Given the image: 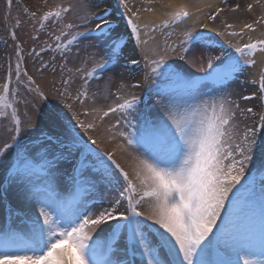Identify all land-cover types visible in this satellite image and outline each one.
Segmentation results:
<instances>
[{
    "label": "snow or ice",
    "instance_id": "snow-or-ice-1",
    "mask_svg": "<svg viewBox=\"0 0 264 264\" xmlns=\"http://www.w3.org/2000/svg\"><path fill=\"white\" fill-rule=\"evenodd\" d=\"M117 3L119 21L107 8L81 23L67 19L71 4L24 8L32 31L17 18L0 39L12 44L0 86V264H264V73L254 94L233 87L264 39H221H243L253 23H194L179 51L148 48L127 0ZM168 16L162 28L192 18ZM74 48L87 56L69 67ZM117 82L124 94L100 103Z\"/></svg>",
    "mask_w": 264,
    "mask_h": 264
},
{
    "label": "bare ground",
    "instance_id": "bare-ground-1",
    "mask_svg": "<svg viewBox=\"0 0 264 264\" xmlns=\"http://www.w3.org/2000/svg\"><path fill=\"white\" fill-rule=\"evenodd\" d=\"M28 2V7L30 8V10H37L40 9L41 11H45L49 8H52L53 6H63V7H67L69 4H71L73 6V11L72 13L67 17V19L70 22H76V23H81V17L83 16H87L89 13H100L101 11H103V9L109 7V3L110 0H26ZM223 0H161L159 2L158 5H151V7L149 9H147L143 15L139 16L138 20L135 19V22L138 23L139 27H140V33H141V40L142 41H147L148 43L145 45L148 48H156L157 50H161V43H162V39L160 40V37L162 36V34H164V32H161L162 29V20L163 19H169L168 13L172 12V11H176L179 10L181 8H185L187 11H189L192 15V18L189 19L187 21V25L185 24H180V25H174V31L170 32L169 36L167 39H165L167 42H169L170 46H176L177 47V51H179L178 45L180 43V40L182 39V33L185 29L186 26H190L194 23L198 24L199 27L196 29L198 31H207L208 29L213 28L212 24L209 21V16L208 13L209 12H216V10L218 8H221V2ZM99 5V6H97ZM164 9V11H162V9ZM110 13H113L114 15L116 14L115 11L111 10ZM252 21H260V25H262L261 23V17L264 15V9H261L259 7L255 6V9L252 10ZM116 16V15H115ZM7 20V18H5ZM4 18L2 19L0 17V25H4L5 24V20ZM117 19V17H116ZM118 21L120 19H117ZM50 23V22H49ZM248 23L247 21L245 22H240L237 24L238 28L237 31H240L241 28H243V25ZM203 24H207L208 25V29H204L203 28ZM255 24V23H253ZM258 24V25H259ZM50 25L52 26V24L50 23ZM1 28V27H0ZM147 30H146V29ZM152 28H155L156 30L154 31L155 34H153V31H151ZM216 28V27H215ZM27 29V28H26ZM51 29V27L49 28V30ZM219 28H217L218 30ZM83 30V29H81ZM159 30V31H158ZM166 34V33H165ZM252 36V33H248V31H245V34L243 36V42H247L249 37ZM225 39H228L226 37H224ZM260 39H264V38H260ZM163 40V41H165ZM253 42L255 40L258 39H254L252 38ZM87 42V41H86ZM85 42V44H86ZM30 44V42H29ZM78 50L81 49H75L73 50V52H76ZM2 49H0V73H1V56H2ZM81 53V52H80ZM174 54V53H173ZM49 55H52V53H49ZM176 55V54H175ZM172 56V58L170 57V61H175L177 64H182L183 62L179 60L178 56L175 57ZM72 58V66L74 67L75 65H79V63L81 62L82 59H84V55L80 54L79 57H77L75 54L71 57ZM256 61L255 66L250 67L247 69V74L249 76V78H247V82H250L251 80L254 81H258L259 76L262 73V67L264 65V53L261 52H256L254 57H253ZM47 59V58H45ZM59 59V57H58ZM26 66L28 68H31V63L30 61L26 64ZM192 72H195L196 69H189ZM48 79H51V77L49 76ZM42 84L45 83L44 81H38ZM96 84V82H94V85ZM92 87L93 91H100L103 92L104 90V86L101 83L99 85V87L96 86ZM237 85V86H235ZM233 85V87L236 88H242V86L240 87V84H235ZM248 85V84H246ZM255 88V89H252ZM250 87L248 85L247 89H252L256 92L257 90V84L253 83V86ZM240 90V89H239ZM128 91H137V94H139V90H134V89H128ZM237 92H239L238 90H236ZM124 94V93H123ZM104 95V94H102ZM100 103H106V101H100ZM109 103V102H108ZM246 104H250V103H245ZM104 129L101 128L100 132L103 133ZM119 157V154H118ZM123 163V161H121ZM126 170L130 169L128 168L127 164H125ZM261 172H258L257 175H259ZM5 223V218L3 213H0V224ZM18 224V221L16 222ZM22 227V226H21ZM60 249L62 251L71 253L74 251V246L71 244V242H66L65 244L60 246Z\"/></svg>",
    "mask_w": 264,
    "mask_h": 264
},
{
    "label": "rangeland",
    "instance_id": "rangeland-1",
    "mask_svg": "<svg viewBox=\"0 0 264 264\" xmlns=\"http://www.w3.org/2000/svg\"><path fill=\"white\" fill-rule=\"evenodd\" d=\"M160 1L161 0H127L128 10H130L132 13H135L136 15L134 16V20L135 19L138 20L139 16L143 15V13L146 11L145 9H149L151 7V5H158ZM236 4H239L240 8L238 10L233 11L232 9L235 7ZM27 5H28V2L26 0H13L11 10H10V15H9L7 0H0V17L2 19L3 18L8 19V20L5 19L6 21H5L4 25H0V27H1L0 28V39H4V40L8 39V29L12 27V25L15 23V20L17 18H19L21 21L24 22L25 27L27 28L28 31H32V25L35 23V21L30 20L28 18V16L23 11L24 8L30 9ZM248 5H252L251 11L248 10ZM255 6L261 8V9H264V0H227L226 3L224 0L221 4V8H224L225 11L220 14V16L217 18V20L215 22L210 20V19H209V21L213 27L219 28L218 31L223 29V22H225V21L228 23L234 24L235 25L234 30L237 31V28H238L237 24L240 22L247 21L248 23H254V21H252L253 17H252L251 12H252V10L255 9ZM58 7L59 6H53L52 9L57 10ZM117 8H118L117 0H110L109 7H108L109 10L116 11V13L118 15H119V12L127 11L122 6H119V11H117ZM164 9L165 8H163L162 11H164ZM211 14H214V12L213 13L209 12L208 16H210ZM116 17H118V16H116ZM165 20H167V19L165 18L162 20V24ZM261 23L263 26H261L260 24L259 25L254 24V28H255L254 32L248 31V33H252L251 39L252 38H254V39L264 38V20H262ZM52 24L53 25L51 26V29L49 31L55 30L58 32L59 29L56 28L55 23H52ZM36 27L38 28L39 25H36ZM173 27L174 26L166 28V29L165 28L161 29V32H164V34H162V36L160 37V40L162 39V43H161V47H160L161 50L164 48L165 44L169 45V42H167L165 39L168 38V36L170 35L169 34L170 32L174 31V30H172V29H174ZM154 34H155V32H153L152 35H154ZM226 38L231 39L232 43H239V44L244 43L243 40L238 38V37H226ZM44 40H49V37L47 35H43L41 37V42H43ZM163 40H165V41H163ZM49 42H51V41H49ZM86 44H87V42H86ZM0 49L3 50L2 56H1V70L2 71L0 73V86H2L4 83H6V80H5V71H6L5 58L8 55H10L12 52L11 41L8 42L7 46L4 43H0ZM75 49H77V48H74L73 50H75ZM76 52H81L80 54L84 55L85 58L87 56V53L83 52L82 50H78ZM76 52H73V53L75 54ZM257 52H259V51H257ZM174 55L175 54H171L170 57L172 58V56H174ZM176 56L177 55H175V57ZM45 58H48V57H45ZM12 64H13V70H14V67H15V56L14 55L12 56ZM71 64L72 63L69 64V67L72 66ZM246 72H247V70H246ZM246 72L243 75H241L239 80L236 82V84H240L239 86L240 87L242 86V88H236V90H238L239 92H243L245 95L254 94L255 91L252 89H255V88L252 87L253 85L250 82H247V78H249V76ZM262 73H264V65L262 67ZM94 82H96V81H92L93 85H94ZM96 84L94 86H96ZM246 84H248L250 87H252V89H247L248 85H246ZM235 86H237V85H235ZM13 87H15V76L14 75H13ZM118 88H119V82H117L115 84V86H113L111 88L110 91H111L112 95H110L108 97L106 103H108V102H109V104L115 103L116 102L115 101L116 95L117 94L123 95V92H119V93L117 92ZM101 94H107V93H106V91H103V92H101ZM236 99L238 100V102L241 103L242 108L245 106V103H249V102L239 101V97H236ZM247 106H251V104H247ZM81 118L84 119L85 117H81ZM89 118H91V117H89ZM243 121H244V118L241 117V128L243 127ZM247 122L251 123V120L249 119ZM4 123H7V121H4ZM253 259L258 260L261 258L253 257Z\"/></svg>",
    "mask_w": 264,
    "mask_h": 264
}]
</instances>
